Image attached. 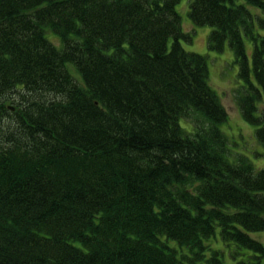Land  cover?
Returning a JSON list of instances; mask_svg holds the SVG:
<instances>
[{"label":"trees","instance_id":"16d2710c","mask_svg":"<svg viewBox=\"0 0 264 264\" xmlns=\"http://www.w3.org/2000/svg\"><path fill=\"white\" fill-rule=\"evenodd\" d=\"M179 2L0 0V264H264V0L187 9L259 147Z\"/></svg>","mask_w":264,"mask_h":264},{"label":"rangeland","instance_id":"374dc122","mask_svg":"<svg viewBox=\"0 0 264 264\" xmlns=\"http://www.w3.org/2000/svg\"><path fill=\"white\" fill-rule=\"evenodd\" d=\"M177 9L182 15L183 29L189 32L191 36L188 40H182L184 47L189 50L198 51L208 55L209 83L218 90L221 96V101L228 114V122L225 124L224 129L230 134H235L236 137H239V134H243V136L246 137L245 143L247 142L248 145H252V147H259L255 139H251L253 138V134L250 135L254 129V125L243 119L235 100L237 65L233 61V53L231 49L226 46L222 52L209 50L207 48L206 39L211 27L209 25H195L190 21L187 15L188 0H180L177 5ZM53 37L55 38L54 35H52V38ZM246 47L248 54L251 55V40H246ZM263 107L264 100L260 102V108ZM251 234L264 242V230L253 231ZM216 245H221L219 247L224 250L225 261L227 264H232V259L229 255L227 246L222 245L221 242H216Z\"/></svg>","mask_w":264,"mask_h":264}]
</instances>
